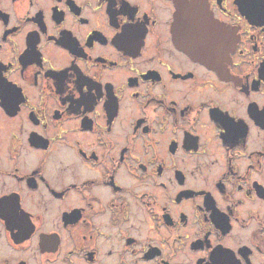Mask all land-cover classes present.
<instances>
[{
	"label": "flooded vegetation",
	"instance_id": "flooded-vegetation-1",
	"mask_svg": "<svg viewBox=\"0 0 264 264\" xmlns=\"http://www.w3.org/2000/svg\"><path fill=\"white\" fill-rule=\"evenodd\" d=\"M0 264H264V0H0Z\"/></svg>",
	"mask_w": 264,
	"mask_h": 264
}]
</instances>
